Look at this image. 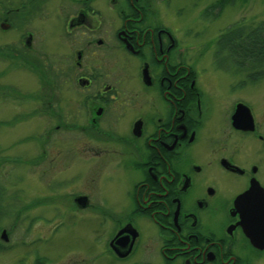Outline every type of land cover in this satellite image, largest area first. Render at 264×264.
<instances>
[{
	"label": "flooded vegetation",
	"instance_id": "obj_1",
	"mask_svg": "<svg viewBox=\"0 0 264 264\" xmlns=\"http://www.w3.org/2000/svg\"><path fill=\"white\" fill-rule=\"evenodd\" d=\"M80 1L58 6L67 10L63 32L72 41L62 55L69 61L48 65L37 52L39 72L51 89L63 76L72 83L80 95L75 113L56 111L54 95L48 109L62 121L83 111L87 126L100 124L111 160L118 158L128 178L123 190L132 205L122 215L109 214L118 221L107 236L110 259L264 264V130L252 106L235 97L215 111L221 91L210 94L217 80L207 77H217L190 68L187 45L158 19L154 0L74 4ZM5 24L17 30L10 20ZM239 102L249 105L254 129L232 124ZM81 194L87 196L78 192L73 200Z\"/></svg>",
	"mask_w": 264,
	"mask_h": 264
},
{
	"label": "rangeland",
	"instance_id": "obj_2",
	"mask_svg": "<svg viewBox=\"0 0 264 264\" xmlns=\"http://www.w3.org/2000/svg\"><path fill=\"white\" fill-rule=\"evenodd\" d=\"M209 1L153 2L158 19L170 25L187 45L190 68L217 77H207L213 83L217 80L210 94L217 96L221 91V104L217 105L220 109L215 107V111H222L235 97H242L252 106L264 130V77L245 83L239 80L241 76L218 69L212 62L214 37L237 19L262 16L264 0H238L224 7L215 19L205 20L200 12ZM83 2L74 4L80 6ZM63 3L68 0H46L41 11L19 30L1 25L9 18L0 11V44H21L25 40L31 46L30 54L39 53L46 64L68 62L69 57L62 54L70 53L72 40L63 32L67 10L58 7ZM103 7L102 14L107 15L108 7ZM20 62L11 56H0V88L14 85L20 90L14 96L0 89V155L16 158L15 162L6 160L0 165V182L9 199L16 194L18 205H25L18 224L7 219L0 228V232L5 229L6 241L11 244L0 252V264H36L37 258L38 264H118L110 259L106 241L118 224L109 217L110 212L122 215L129 210L127 205H132L123 190L128 181L123 167L117 157L111 160L115 154L104 141L100 124L87 126L83 111L64 121L58 117V112L73 115L80 105V95H76L66 76L58 79L60 86L51 89L47 78L41 79L42 73ZM38 93L54 95L58 112L46 110ZM74 122L78 125L74 126ZM208 122L207 119L202 130ZM89 144L94 150L100 148V152L91 153L86 147ZM78 192L88 196L84 206L73 200ZM9 225L13 226L7 231Z\"/></svg>",
	"mask_w": 264,
	"mask_h": 264
},
{
	"label": "trees",
	"instance_id": "obj_3",
	"mask_svg": "<svg viewBox=\"0 0 264 264\" xmlns=\"http://www.w3.org/2000/svg\"><path fill=\"white\" fill-rule=\"evenodd\" d=\"M46 0H0V11L4 16H8L12 24L19 30L30 22L32 17L36 16L41 10ZM238 0H210L201 10L200 16L205 20L215 19L222 9L228 5L236 3ZM245 2V0H239ZM10 10V12H7ZM237 19L224 27L212 40V62L218 69L228 71L232 75H239L240 81L255 80L264 77V14L260 17ZM1 57H14L20 60L23 66L31 69H39L42 65L38 55L30 54L24 48V45L17 43L0 44ZM2 93L17 96L15 92L20 91L14 85L0 88ZM38 100L43 103L46 110H50L47 104V98L38 93ZM51 111V110H50ZM72 124V123H71ZM77 126L78 123H73ZM1 154V153H0ZM15 162L16 158L0 155V165L4 161ZM8 161V162H10ZM18 199L17 195L14 194ZM12 195L9 199L6 196V187L0 182V228L4 220H11L13 224H18L20 215L25 205L19 206ZM12 200V201H10ZM13 225L6 226L7 231L12 229ZM1 235V232H0ZM11 244L0 236V252L5 251ZM38 264V258L35 260Z\"/></svg>",
	"mask_w": 264,
	"mask_h": 264
},
{
	"label": "water",
	"instance_id": "obj_4",
	"mask_svg": "<svg viewBox=\"0 0 264 264\" xmlns=\"http://www.w3.org/2000/svg\"><path fill=\"white\" fill-rule=\"evenodd\" d=\"M1 25L6 26L5 23H2ZM232 124L237 128L251 129V130L254 129L253 116L250 111V107L247 104L242 102L237 103L234 112L232 114ZM243 195L246 196L245 193ZM86 199H87L86 195H79L76 197V202L78 205L84 206L86 204ZM256 214L258 215L257 218L261 219L262 212L260 211ZM0 236L5 240L7 239L5 229H2Z\"/></svg>",
	"mask_w": 264,
	"mask_h": 264
}]
</instances>
